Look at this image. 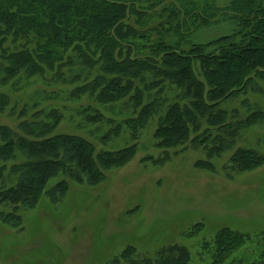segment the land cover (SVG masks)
Segmentation results:
<instances>
[{
	"label": "trees",
	"instance_id": "1",
	"mask_svg": "<svg viewBox=\"0 0 264 264\" xmlns=\"http://www.w3.org/2000/svg\"><path fill=\"white\" fill-rule=\"evenodd\" d=\"M131 1L0 0V59L5 62L6 80L54 71L59 78L68 63L89 73L97 71L95 78L73 91V97H88L102 105L129 103L137 113L126 122L132 140L165 110L154 135L157 148L169 151L191 143L207 153L206 162L197 166L213 169L212 159L231 150L242 131L264 121L263 112L238 121L221 108L264 82V0H228L222 8L216 0H176L165 7L168 15L160 26L147 31L144 22L153 18L161 1L155 0L149 11ZM133 17L142 28L130 24ZM223 23H227L225 34L207 43L196 40L199 30ZM150 31L158 36L156 40L149 39ZM165 86L180 92L177 101L168 103ZM9 103L7 96L0 95V114ZM46 118L22 122L20 134L0 128V159L8 163L25 158L9 171L0 169V220L11 229L24 230L22 212L36 209L43 200L53 205L62 202L70 182L96 187L106 180L107 171L126 166L138 151L134 144L98 152L81 136L52 135L62 121L60 114L52 111ZM101 119L96 114L88 121ZM203 121L209 129L199 135ZM121 130H114V135ZM263 165V155L239 148L229 166L243 173ZM55 178L57 183L49 187ZM7 179L12 186H5ZM204 228L198 223L187 236ZM256 240L259 254L249 264H264V233L251 237L227 227L204 243L200 259L205 264H224ZM107 264L193 263L188 248L174 245L151 254L129 246Z\"/></svg>",
	"mask_w": 264,
	"mask_h": 264
},
{
	"label": "rangeland",
	"instance_id": "2",
	"mask_svg": "<svg viewBox=\"0 0 264 264\" xmlns=\"http://www.w3.org/2000/svg\"><path fill=\"white\" fill-rule=\"evenodd\" d=\"M133 1L137 8L146 11L157 2ZM160 1L153 18L145 20V30L160 26L168 15L165 7L176 3ZM216 4L222 8L228 0H216ZM136 21L133 17L130 24L142 28ZM225 25L199 30L196 40L207 43L225 34ZM146 33H151V41L158 38L152 31ZM4 67L5 62L0 59V95L7 96L10 102L0 114V128L20 134L18 127L22 122L46 121L47 114L54 111L62 116V121L52 135L81 136L93 143L98 152L119 151L134 144L138 151L126 166L107 171V178L100 185L70 182V190L59 204L45 199L36 209L22 212L24 230L11 229L0 220V264H107L129 246L151 254L174 245L188 248L193 264H205L200 259L203 245L222 228L251 237L264 233V165L243 173L229 166L239 148L264 156V121L242 131L235 146L212 159L213 169L205 170L197 166L207 160L202 148L196 149L191 143L169 151L157 148L154 135L165 110L132 140L126 122L137 113L129 103L102 105L88 97H73V91L95 78L97 71L89 73L68 63L59 78L54 71L6 80ZM165 94L168 103H172L180 92L165 86ZM221 108L238 121L258 111L264 113V82H257L246 94ZM96 114L101 116L100 121H88ZM119 128L122 130L115 136L114 130ZM207 129L209 126L203 121L199 135ZM23 161L22 156L8 163L0 159V169L4 166L9 171ZM56 183L57 178L49 187ZM12 185L7 179L5 186ZM198 223H204V230L187 236ZM258 249L256 240L224 264H233L234 259L237 264H249L258 256Z\"/></svg>",
	"mask_w": 264,
	"mask_h": 264
}]
</instances>
